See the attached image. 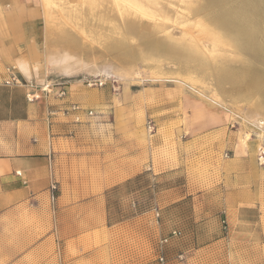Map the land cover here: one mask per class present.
Returning <instances> with one entry per match:
<instances>
[{"label":"rangeland","instance_id":"rangeland-1","mask_svg":"<svg viewBox=\"0 0 264 264\" xmlns=\"http://www.w3.org/2000/svg\"><path fill=\"white\" fill-rule=\"evenodd\" d=\"M44 2L48 10L59 9L57 0ZM141 2L144 14L129 0H61L60 8L71 12L72 32L87 42L77 49L127 77L91 73L67 79L64 99L53 92L30 103L32 124L22 136L31 146L46 130L56 139L52 154H96L89 163L76 158L64 168L81 185L95 186L137 164L147 169L105 192L113 264H158L160 256L166 264H264L259 225L235 226L212 196L198 199L194 193L197 184L219 180L220 154H257L259 164L264 0ZM241 4L256 19L247 24V39L244 29L221 24ZM92 80L105 84L89 87ZM72 104L81 111H70ZM19 129L0 126V155L11 152ZM246 136L240 153L237 146ZM132 154H139L136 165ZM252 219L255 214L247 212ZM173 230L181 235L172 237Z\"/></svg>","mask_w":264,"mask_h":264},{"label":"crops","instance_id":"crops-1","mask_svg":"<svg viewBox=\"0 0 264 264\" xmlns=\"http://www.w3.org/2000/svg\"><path fill=\"white\" fill-rule=\"evenodd\" d=\"M57 3L59 9L48 10L44 0H0V126L14 133L20 128L11 152L0 155V264H113L105 192L147 171L137 164L95 186L81 185L71 182L64 168L71 159L89 163L96 154H52L56 139L46 130L31 146L22 136V128L32 124L34 105L26 99L25 86L4 84L7 67L16 66L25 84L45 85L86 78L94 73L93 66L107 63L79 49L87 42L72 32L71 12L66 6L60 8L61 0ZM62 58L71 61L68 74L58 63ZM18 64H25L28 71ZM246 146L241 139L237 149L242 153ZM220 155L219 180L197 184L194 193L198 199L212 196L235 226L259 225L264 237V167L259 166L257 154ZM138 159L139 154H132L133 165ZM172 170L170 166L165 172ZM55 183L57 192L51 189ZM183 187L190 185L169 191ZM216 194H220L217 199ZM247 212L255 219L247 220Z\"/></svg>","mask_w":264,"mask_h":264},{"label":"built area","instance_id":"built-area-1","mask_svg":"<svg viewBox=\"0 0 264 264\" xmlns=\"http://www.w3.org/2000/svg\"><path fill=\"white\" fill-rule=\"evenodd\" d=\"M6 74L8 75V78L4 82V84L7 86H25L27 89L26 99L29 103H34L42 99L43 95H50L53 92H55L56 96L60 99H64L68 94V85L65 82L45 84V85L25 84L19 78L14 67L7 68ZM87 84L89 87H102L104 86L105 82L102 80H92V81H88ZM69 109L70 111H75V112L81 111V107L77 104H72ZM258 161H259V165L264 167V150L261 152V154H259ZM51 188L52 190H56V185H53ZM156 216L160 217V213L157 212ZM180 235H181V232L178 230H173L171 232V236L174 238ZM168 241H169V238H165L162 241V244H167ZM158 264H166L163 256H160L158 258Z\"/></svg>","mask_w":264,"mask_h":264},{"label":"bare ground","instance_id":"bare-ground-1","mask_svg":"<svg viewBox=\"0 0 264 264\" xmlns=\"http://www.w3.org/2000/svg\"><path fill=\"white\" fill-rule=\"evenodd\" d=\"M131 3H132V7L135 8V10H137V12H140L142 14H144V6L141 2V0H129ZM146 1H149V3L151 2H157V0H146ZM238 9L237 11H230L229 10V15L230 17H228L227 19H225L226 21H223V23L221 24H224V25H230V26H236L237 28H240V29H244V38L247 39V24L249 22H256V19H254V16H252L248 11H247V8L245 6V4H241L239 6H237ZM245 7V8H244ZM141 14V15H142ZM232 14V15H231ZM257 17V16H256ZM258 19V18H257ZM253 30H256L255 28H253ZM252 31L250 32L249 35H252ZM248 35V36H249ZM246 36V37H245ZM250 38V36H249ZM69 59H65V58H62L58 61L59 65L62 67L63 66V69L65 70V72L68 74V72L71 70V61H70V64ZM68 62V63H67ZM57 63V64H58ZM19 65V64H18ZM19 67L24 70L25 72H27V68H26V65L25 64H20ZM57 67V66H56ZM94 68V73L96 72V74L98 73H103L105 75H108L107 77H109L110 75H116V76H119V78H126L127 77V73L126 72H123L122 70H120L119 68H117L116 66H114L113 64H110V63H106V64H103V65H97V66H93ZM93 70V69H92ZM102 74V75H103ZM111 77V76H110ZM122 80V79H121ZM257 122V125L259 128H262V130L264 129V122L261 120L260 121H256ZM260 122V123H258ZM260 124V125H259ZM256 126V125H255ZM257 127V126H256ZM264 133V132H263ZM249 136H246V140L244 139V141H247V138Z\"/></svg>","mask_w":264,"mask_h":264}]
</instances>
